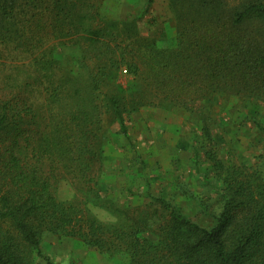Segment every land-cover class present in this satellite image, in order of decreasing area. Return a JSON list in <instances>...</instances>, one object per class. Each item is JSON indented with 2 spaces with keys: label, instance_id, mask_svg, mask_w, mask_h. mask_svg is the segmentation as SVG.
I'll return each instance as SVG.
<instances>
[{
  "label": "trees",
  "instance_id": "obj_1",
  "mask_svg": "<svg viewBox=\"0 0 264 264\" xmlns=\"http://www.w3.org/2000/svg\"><path fill=\"white\" fill-rule=\"evenodd\" d=\"M93 1L0 0V264H35L45 233L125 254L127 264H264V180L224 161L209 127L220 95L264 91V33L248 30L264 23V2L169 0L176 46L159 48L135 20H105ZM62 46L78 48L77 70L57 58ZM143 108L198 117L207 184L223 202L212 229L153 195L150 182L152 216L106 196L108 130L119 125L130 141L127 117ZM62 183L73 189L69 201L57 197Z\"/></svg>",
  "mask_w": 264,
  "mask_h": 264
},
{
  "label": "rangeland",
  "instance_id": "obj_2",
  "mask_svg": "<svg viewBox=\"0 0 264 264\" xmlns=\"http://www.w3.org/2000/svg\"><path fill=\"white\" fill-rule=\"evenodd\" d=\"M226 1L230 8H236L245 0ZM93 2L103 19L135 20L140 34L155 40L159 48L176 46L177 21L169 0ZM253 28L264 33V23L256 22L248 30ZM79 55L77 47L62 46L56 50L57 58L74 70L78 69ZM122 74L124 77L121 76L120 85L129 87L132 77L127 76L126 69L122 70ZM258 95L259 100L254 96L233 93L220 95L209 127L214 136L221 137L218 149L224 161L257 171L264 180V91ZM127 119L130 141L122 135L119 125L108 130L104 159L109 174L103 178L106 196H112L118 205L147 208L152 216L159 206L153 205L152 200L144 196L147 192L145 183L150 182L153 195L162 196L199 226L212 229L222 211L223 202L218 192L207 184L214 177L205 158L209 149L208 139L198 124V117L183 109L143 108ZM196 150L198 162L195 160ZM73 196L69 184L59 186L57 197L60 201H69ZM92 212L103 222L114 220L103 209L92 208ZM160 222L156 220V224ZM156 236L150 233L147 237L156 240ZM33 254L35 264L129 262L125 254L110 256L88 246L81 239L49 233L42 236L41 245Z\"/></svg>",
  "mask_w": 264,
  "mask_h": 264
}]
</instances>
